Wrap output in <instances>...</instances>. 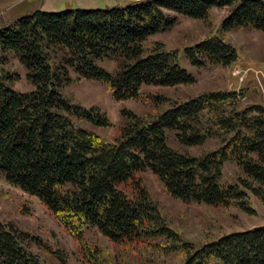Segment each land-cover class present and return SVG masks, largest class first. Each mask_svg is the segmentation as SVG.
<instances>
[{
    "label": "trees",
    "instance_id": "1",
    "mask_svg": "<svg viewBox=\"0 0 264 264\" xmlns=\"http://www.w3.org/2000/svg\"><path fill=\"white\" fill-rule=\"evenodd\" d=\"M214 8L228 11L217 20ZM179 15L198 20L204 37L181 49L145 46L151 35L172 30ZM233 30L264 33V0H130L107 8H35L0 21V180L40 199L87 261L95 257L84 237L92 227L118 246L159 245L182 258L175 264H264V225L197 245L169 227L141 176L149 169L184 202L246 213L253 211L250 195L264 203L262 103L242 105L244 87L206 90L182 101L142 91L196 82L179 65L181 53L198 68L237 62V48L227 40ZM103 60L115 67L106 69ZM14 61L24 67L31 90L14 89ZM80 79L104 84L115 101L170 106L157 115L122 108L108 141L75 123L111 124L106 111L63 93ZM166 130L175 131L180 145L213 139L214 148L199 155L178 151L168 145ZM225 163L238 168L235 180L225 178ZM26 242L55 254L38 235L0 219V264H43Z\"/></svg>",
    "mask_w": 264,
    "mask_h": 264
},
{
    "label": "rangeland",
    "instance_id": "2",
    "mask_svg": "<svg viewBox=\"0 0 264 264\" xmlns=\"http://www.w3.org/2000/svg\"><path fill=\"white\" fill-rule=\"evenodd\" d=\"M130 0H0V21H8L11 18L27 13L35 8L44 11H62L75 8H107L113 5H124ZM227 8H214V17L219 20L226 15ZM250 30H233L227 35L238 51L239 60L230 66H206L195 67L189 63L184 53L178 57V63L188 71L196 75V82L172 86H144L143 92H153L168 96L175 101L186 100L199 92L213 89H232L238 92L245 88V96L241 104L262 103L264 105V78L255 74L253 69L260 63L254 62L248 66L245 63L247 57L263 56L264 47L260 50L263 39L252 37L255 47L248 46ZM205 32L196 19L179 15L175 27L164 33L151 35L146 43L150 47L154 42H160L166 48L181 49L189 46L203 38ZM253 48L256 49L253 52ZM264 57V56H263ZM101 65L106 69H113L115 62L103 60ZM239 66L242 76L235 75L233 69ZM14 69L19 73V79L13 87L19 91L31 90V85L25 77V69L14 61ZM74 75V73L72 72ZM241 77V79H240ZM254 78V80L252 79ZM251 80H253L251 82ZM248 84L249 86H245ZM252 88V89H250ZM63 93L72 96L73 99L83 106H97L106 111L111 124L106 127L96 126L84 120H76L75 123L89 129L101 138L111 141L117 132L122 120L121 109H128L137 114L153 112L155 115L161 113L170 106V102L163 101L154 104L152 101H140L137 99H126L115 101L106 86L98 81L80 79L63 89ZM167 143L170 147L191 155H199L214 148V140H206L202 145L185 146L180 145L175 138V131L166 130ZM238 168L232 163H225L224 175L226 179L235 180ZM150 195L158 203L162 214L167 219L170 228L181 234L183 239L193 241L200 245L219 235L235 230L249 229L254 226L264 225V203L253 195L249 196L253 211L248 213L237 206L224 207L221 205H209L204 203L184 202L168 193L163 184L149 170L141 174ZM0 219L15 223L20 229L38 235L51 251L55 254L43 253L35 244L26 242L25 246L37 254L43 264H175L182 258L173 252H164L159 245L151 246H118L110 242L103 234L95 228L85 229L86 248L95 257L91 261L84 260L82 249L56 217L35 196L29 195L0 180ZM155 243L160 238L154 239ZM57 253V254H56ZM106 254V256L103 255Z\"/></svg>",
    "mask_w": 264,
    "mask_h": 264
},
{
    "label": "crops",
    "instance_id": "3",
    "mask_svg": "<svg viewBox=\"0 0 264 264\" xmlns=\"http://www.w3.org/2000/svg\"><path fill=\"white\" fill-rule=\"evenodd\" d=\"M248 36H250L248 39H249V41H248V46H253V47H255L254 45H256V44H254V42H253V40H252V37H254V36H256L257 38H260V39H263L264 40V33L263 32H260V31H257V30H250V34H248ZM261 47H260V50L262 49V46L264 47V43L263 44H261L260 45ZM256 51V49H254L253 48V52H255ZM257 52V51H256ZM264 54V53H263ZM239 55V54H238ZM264 56V55H263ZM263 56H260V57H258V56H253V58L252 57H247V59L245 60V63L249 66L250 64H251V66H256V65H253L254 64V62H258V63H260V65L259 66H256L255 68H262V69H264V57ZM240 57V56H239ZM241 58V57H240ZM253 80H254V78H252ZM253 80H251V82L253 81ZM245 86H249L248 84H246ZM250 89H252V88H250Z\"/></svg>",
    "mask_w": 264,
    "mask_h": 264
},
{
    "label": "built area",
    "instance_id": "4",
    "mask_svg": "<svg viewBox=\"0 0 264 264\" xmlns=\"http://www.w3.org/2000/svg\"><path fill=\"white\" fill-rule=\"evenodd\" d=\"M134 1H143V0H134ZM253 71L255 72V74L261 75V77L264 78V73L261 70L253 69ZM233 73L235 75L242 76V72H241V69L239 68V66L234 67ZM240 79H241V77H240Z\"/></svg>",
    "mask_w": 264,
    "mask_h": 264
}]
</instances>
